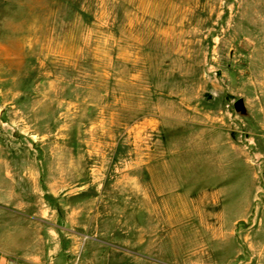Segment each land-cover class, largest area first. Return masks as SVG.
Segmentation results:
<instances>
[{
    "label": "rangeland",
    "instance_id": "1",
    "mask_svg": "<svg viewBox=\"0 0 264 264\" xmlns=\"http://www.w3.org/2000/svg\"><path fill=\"white\" fill-rule=\"evenodd\" d=\"M263 153L264 0H0V264L117 187L179 189L210 264H264Z\"/></svg>",
    "mask_w": 264,
    "mask_h": 264
},
{
    "label": "crops",
    "instance_id": "2",
    "mask_svg": "<svg viewBox=\"0 0 264 264\" xmlns=\"http://www.w3.org/2000/svg\"><path fill=\"white\" fill-rule=\"evenodd\" d=\"M102 190L96 189L90 206L60 204L59 209L49 211L57 219L34 218L35 225L41 224L44 230L35 227L25 254L15 245L12 226V258L28 264H210L209 234L196 239L194 203L186 202L179 189L117 187L113 191L120 197L113 201L118 206L106 209L100 204ZM202 202L209 205L205 194ZM196 253L202 257L196 258Z\"/></svg>",
    "mask_w": 264,
    "mask_h": 264
},
{
    "label": "water",
    "instance_id": "3",
    "mask_svg": "<svg viewBox=\"0 0 264 264\" xmlns=\"http://www.w3.org/2000/svg\"><path fill=\"white\" fill-rule=\"evenodd\" d=\"M240 103H241V101L238 100V101L235 103V106H239Z\"/></svg>",
    "mask_w": 264,
    "mask_h": 264
}]
</instances>
